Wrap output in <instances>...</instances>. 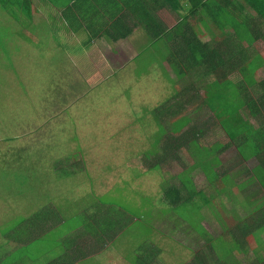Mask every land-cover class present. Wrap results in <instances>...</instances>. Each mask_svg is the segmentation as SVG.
Masks as SVG:
<instances>
[{
  "label": "rangeland",
  "instance_id": "obj_1",
  "mask_svg": "<svg viewBox=\"0 0 264 264\" xmlns=\"http://www.w3.org/2000/svg\"><path fill=\"white\" fill-rule=\"evenodd\" d=\"M31 5L29 16L16 9L17 15L0 4V236L18 222L27 225L29 214L41 212L42 204L48 200L50 204L56 201L59 206H68L71 216L66 219L72 220L77 202L86 205L85 199L94 197L103 207L112 204L126 211L132 222L119 228L113 242L101 234L103 240L107 238L102 249L108 251L89 264H135V252H151L150 264H192L201 250L211 264H221L216 254L208 253V243L198 232L203 226L211 237L218 238L226 227L232 229L240 217L247 216L243 200L259 192L247 187L241 192L242 200L236 196L227 200L224 192L218 194L209 185L205 173L198 168L191 178L213 201H194L186 211L188 221L173 211L163 195V188L169 185L164 177L175 180L171 174L189 165L194 156L189 159L178 148V158L159 172L149 170L144 158L153 135L160 129L155 111L174 92L164 68L169 77L176 79L168 62L163 68L157 61L161 58L159 44L151 49L154 55L144 52L137 58L148 40L140 28L115 41L82 29L63 30L60 10L47 0H32ZM206 31L203 40L210 39L211 44L222 41L228 37L225 32H230L224 30L218 37L214 29ZM175 43H165L160 50L168 53ZM258 48L262 50L264 43ZM149 57L155 58L154 63L149 64ZM203 70L202 67L198 72ZM259 77H264V66ZM227 78L238 84L242 76L231 69ZM177 82L180 86L181 82ZM203 83L194 82L196 86ZM251 89L255 94L261 90ZM241 112L245 115L246 111L242 108ZM189 115L194 120L192 125L204 132L200 137L202 145L214 146L216 154L212 157L219 156L220 170L235 165L239 173L247 175L256 160L241 159L236 142L229 141L210 108L197 107ZM169 123L166 129L171 128ZM190 126L191 123L185 129ZM228 143L226 150L215 148ZM65 169L77 170V176L64 175ZM241 178L234 176L235 181ZM80 195L83 196L78 199ZM58 230L63 232V226ZM92 235L91 230L76 234L74 242L81 238L82 242L95 244ZM258 236L264 240V228ZM48 238L51 240L52 235ZM5 242L0 237V243ZM141 243L144 244L139 250ZM219 244L221 253L230 247L228 238ZM262 246L260 242L233 246L227 262L222 264H264ZM17 252L3 258L4 251L0 249V264L17 261Z\"/></svg>",
  "mask_w": 264,
  "mask_h": 264
},
{
  "label": "trees",
  "instance_id": "obj_2",
  "mask_svg": "<svg viewBox=\"0 0 264 264\" xmlns=\"http://www.w3.org/2000/svg\"><path fill=\"white\" fill-rule=\"evenodd\" d=\"M47 1L60 10L59 18L64 25L60 28L63 30L69 27L75 31L82 29L84 32H91L93 36H107L117 41L140 28L148 40L146 47L137 55V58L144 52L153 54L151 49L159 44L161 58L157 61L161 67L164 66L165 61L168 62L176 74V79L169 77L167 69L163 67L174 92L165 104L155 111V117L160 121V129L153 135L151 148L144 153L149 170L159 172L167 169L170 160L178 158L176 154L178 148L188 156L187 158L191 159L194 156L189 165H184L178 172L171 174V178L175 180L164 177L169 185L163 188V195L173 211L185 221H188L186 211L194 201L204 202V204L213 201L212 196H208L206 190L196 186L191 178V173L198 168L205 173L209 185L214 186L218 194L224 192V198L227 200L232 196L242 200L241 192L247 187L258 191L260 195L256 192L252 194L253 198L243 200L242 205L246 209L247 216L240 217L241 219L233 224L232 229L226 227L218 238H213L201 225L202 230L198 233L205 237L209 246L208 253L216 254L221 264L227 262V256L234 250L233 246L238 248L251 242H260L264 247V240L262 241L258 236L260 229L264 228V77H259L258 72L264 64V51L257 45L261 40L260 36L253 37L250 34L252 32L250 28L257 27V20L253 18L257 15L264 18V0ZM0 4L3 8L10 7L17 15V10L29 16L32 15V0H0ZM229 5L234 8H230V12ZM236 12L237 14L233 16L232 14ZM225 18L229 21L226 22ZM244 18L247 21L244 22ZM206 28L214 29L218 37L225 29H235L236 35L233 36L235 41L225 37L222 41L211 44L210 39L203 40L207 34ZM171 40L177 44H173L168 53L161 51L160 46L166 47L164 44L168 42L171 44ZM252 48H255V51ZM154 61V57H149V64ZM229 64L231 68L230 66L227 68ZM202 67L203 73L198 72ZM231 69L238 70L242 76L238 84L227 78ZM177 80L181 82L180 86ZM197 80H203L205 84L196 86L194 82ZM253 87H259L260 92L253 93L251 89ZM61 92L62 90L58 94ZM240 95L241 97L237 98ZM205 106L213 112L229 141L236 142V150L241 159L256 160V164L247 171V175L239 173L235 165L232 168L226 167L223 171L220 170L222 161L219 156L212 157V154H216L214 146L206 147L200 142L204 132L201 128L192 125L194 120L189 113L194 108L201 109ZM242 108L246 111L245 115L241 112ZM168 122L171 128L166 129ZM190 123L191 126L185 129ZM228 146L229 143L220 144L215 148L226 150ZM63 172L64 175L71 177L77 176L78 173L77 170L66 169ZM235 175H241L242 178L235 181ZM81 196L83 195H80L78 199ZM216 197L218 199V195ZM50 202L48 200L45 202L47 204H42L41 212H36L35 215L34 212L30 213L28 224H38L35 221L38 219L43 223L50 222L63 226L64 231L55 232L56 236L71 230H76L77 234L91 230L92 236L99 245H102L101 247L107 238L113 242L119 228L124 229L132 222L126 211L123 212L122 209L111 206L112 204L103 207L101 201L94 197L85 199L86 205L77 202L76 217L72 220L66 219L71 216L68 206H59L56 201L54 204ZM18 225L20 222L14 224L12 228ZM103 233L107 236L105 241L101 238ZM55 235L52 237L56 240ZM226 238L230 241V247L225 248L226 251L221 253L219 241ZM68 240L74 241V239ZM78 240L82 239L78 238ZM42 241L47 242L50 239L44 236ZM143 244L138 246L139 250ZM106 251L108 250L104 249L97 255L102 257L106 255ZM255 252L259 253L260 249L255 248ZM135 255V264H150L148 257L152 255L151 252L146 255L135 252ZM192 264L211 263L205 251L201 250Z\"/></svg>",
  "mask_w": 264,
  "mask_h": 264
},
{
  "label": "crops",
  "instance_id": "obj_3",
  "mask_svg": "<svg viewBox=\"0 0 264 264\" xmlns=\"http://www.w3.org/2000/svg\"><path fill=\"white\" fill-rule=\"evenodd\" d=\"M230 8L234 9L232 5H229L228 11ZM250 11L253 12L252 10ZM236 14L237 12L232 15L235 16ZM255 19L257 20V27H251L252 32L250 34L253 37L260 36L261 40L257 43L259 46V44L264 43V18L257 15L253 18V20ZM225 30L230 31H226L225 36H228L234 42L235 29L228 28ZM262 51H264V48ZM263 66L264 64L258 70L259 73ZM58 227L57 224L50 222L27 225L24 223L14 228L11 226L7 227L10 230H6L5 235L0 236L6 240L5 243L0 244L7 245L5 248L2 247L3 245L0 247L4 251L3 258L18 254V250L19 255L17 261L8 262L5 260L3 264H89L90 260L101 257L97 254H101L104 249H102V245H99L97 241L95 244H92L90 241L82 242V240H79L78 243L69 241L68 239H74L77 231L71 230L63 235L56 236L55 232H59ZM13 233H19V236H13ZM50 234H54L56 240L52 237L50 241L43 242L42 238L44 236L49 237Z\"/></svg>",
  "mask_w": 264,
  "mask_h": 264
}]
</instances>
